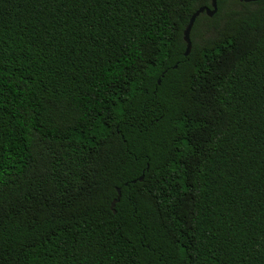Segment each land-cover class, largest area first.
I'll use <instances>...</instances> for the list:
<instances>
[{"label":"trees","instance_id":"16d2710c","mask_svg":"<svg viewBox=\"0 0 264 264\" xmlns=\"http://www.w3.org/2000/svg\"><path fill=\"white\" fill-rule=\"evenodd\" d=\"M211 1L0 0V264H264V0L185 57Z\"/></svg>","mask_w":264,"mask_h":264},{"label":"water","instance_id":"95a60500","mask_svg":"<svg viewBox=\"0 0 264 264\" xmlns=\"http://www.w3.org/2000/svg\"><path fill=\"white\" fill-rule=\"evenodd\" d=\"M238 1L240 3H245V4H249V3H255L258 2L260 0H235ZM217 13V0H212L211 1V7L210 8H200L198 9L193 16L190 18L189 23L184 31L183 34V40L184 43L186 44V51L184 56L188 57L191 51V41H190V33L191 30L193 28V25L196 21V19L200 16L205 14L208 18H213ZM176 68V67H174ZM158 84H160V82L158 81ZM143 180V177H141L138 181L141 182ZM136 182H133V184H135ZM117 194H118V198L115 200V202L112 204V207L115 206V204H117L119 202V197H120V190H117Z\"/></svg>","mask_w":264,"mask_h":264}]
</instances>
